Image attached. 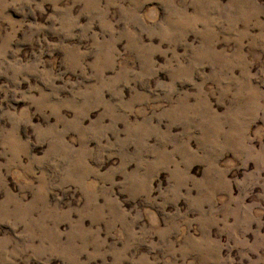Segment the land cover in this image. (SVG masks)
<instances>
[{"label":"rangeland","instance_id":"rangeland-1","mask_svg":"<svg viewBox=\"0 0 264 264\" xmlns=\"http://www.w3.org/2000/svg\"><path fill=\"white\" fill-rule=\"evenodd\" d=\"M0 264H264V0H0Z\"/></svg>","mask_w":264,"mask_h":264}]
</instances>
